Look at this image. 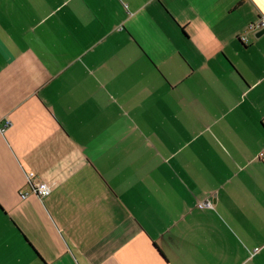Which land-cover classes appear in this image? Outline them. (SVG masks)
<instances>
[{
  "label": "crops",
  "instance_id": "crops-1",
  "mask_svg": "<svg viewBox=\"0 0 264 264\" xmlns=\"http://www.w3.org/2000/svg\"><path fill=\"white\" fill-rule=\"evenodd\" d=\"M263 27L264 0H0V264H264Z\"/></svg>",
  "mask_w": 264,
  "mask_h": 264
},
{
  "label": "built area",
  "instance_id": "built-area-1",
  "mask_svg": "<svg viewBox=\"0 0 264 264\" xmlns=\"http://www.w3.org/2000/svg\"><path fill=\"white\" fill-rule=\"evenodd\" d=\"M32 176H33V173H30V174H28V177H27L28 178V184L30 185V190L21 193L20 197L22 199H25L29 195L30 192H33L34 194H36L37 196H39L41 198L48 196L50 194V191H51L50 186L45 182L34 181ZM211 206L212 205L209 201L200 202L198 204V207H201V208L211 207Z\"/></svg>",
  "mask_w": 264,
  "mask_h": 264
},
{
  "label": "water",
  "instance_id": "water-1",
  "mask_svg": "<svg viewBox=\"0 0 264 264\" xmlns=\"http://www.w3.org/2000/svg\"><path fill=\"white\" fill-rule=\"evenodd\" d=\"M263 33H264V27L261 28V29L257 32L256 36H260V35H262Z\"/></svg>",
  "mask_w": 264,
  "mask_h": 264
}]
</instances>
